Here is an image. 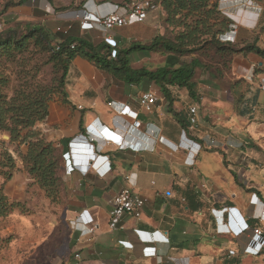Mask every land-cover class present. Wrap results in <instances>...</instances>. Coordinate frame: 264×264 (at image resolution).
I'll list each match as a JSON object with an SVG mask.
<instances>
[{"label": "crops", "instance_id": "obj_1", "mask_svg": "<svg viewBox=\"0 0 264 264\" xmlns=\"http://www.w3.org/2000/svg\"><path fill=\"white\" fill-rule=\"evenodd\" d=\"M130 1L49 0L55 14L48 19L58 26H72L73 38L114 50L149 45L165 34L166 14L159 6L144 23L108 33L97 24L83 30L76 18L84 11L97 17L111 11L124 14ZM215 1L232 21L222 41L242 46L256 42L264 49V0ZM32 9L22 12L33 16ZM108 37L114 41L108 42ZM130 59L133 69L154 71L165 66L167 55L137 50ZM219 68L196 70L195 99L188 89L170 86L174 99L170 109L155 84L128 85L82 57L74 60L66 100L52 101L49 117L37 125L47 142L69 154L74 167L67 174L65 162V218L73 230L69 249L81 258L65 260L71 264H264V244L252 242L254 228L260 227L264 238V59L254 52L239 53L228 71ZM214 69H218L215 77ZM150 91L157 93L158 102L146 111L139 97ZM127 106L138 113L139 128L133 127V118L122 114ZM192 106L198 114L194 129L189 122ZM104 159L111 167L108 173H103ZM34 186L38 197L47 199L44 190L37 183ZM14 188L15 192L23 188L22 182ZM126 188L148 203L140 218L126 216L122 228L113 232L109 228L113 200ZM84 210L98 226L94 237L89 227L75 223ZM149 250L155 253L148 256Z\"/></svg>", "mask_w": 264, "mask_h": 264}, {"label": "trees", "instance_id": "obj_2", "mask_svg": "<svg viewBox=\"0 0 264 264\" xmlns=\"http://www.w3.org/2000/svg\"><path fill=\"white\" fill-rule=\"evenodd\" d=\"M153 5L165 11V34L157 36L149 45L136 43L124 50H114L105 44L94 45L70 35L63 37L57 33L60 36H55L43 25L30 27L22 36L18 35L17 28L5 29L3 25L0 32V132L9 134L12 143L28 144V151L22 156L24 167L52 203L59 204L65 193V150L47 142L37 125L49 117L54 96L60 93L65 96L70 66L77 57L88 60L125 84L140 85L144 81L155 84L170 109L174 101L170 86L186 88L191 97L196 98L194 78L198 68L206 66L211 70L221 66L228 71L233 57L239 53L254 52L264 59V49L256 42L240 47L222 41V36L232 29V21L219 10L215 0H156ZM176 29L181 30L177 36L171 33ZM137 50L167 55L165 66L154 71L133 69L130 56ZM199 53L201 55H197ZM29 54L36 56L32 67L29 64L34 58L26 56ZM15 63H20L23 69L14 80L7 66ZM49 64H53L55 70L61 69V74L51 83H45L39 80V74L41 67ZM218 69L211 71L214 77ZM180 122L185 127L183 121ZM16 167L12 153L3 150L0 153V178L4 180L0 183V217H7L22 207L20 203L11 202L5 192V184L13 178Z\"/></svg>", "mask_w": 264, "mask_h": 264}, {"label": "rangeland", "instance_id": "obj_3", "mask_svg": "<svg viewBox=\"0 0 264 264\" xmlns=\"http://www.w3.org/2000/svg\"><path fill=\"white\" fill-rule=\"evenodd\" d=\"M21 1L0 0V23L5 29L17 28L18 35L22 36L30 27L43 25L55 36L60 34H57L56 30L58 25L48 19L52 14L45 10L47 7L50 8L49 0H26L24 3ZM25 8H33V16L31 14L26 16L22 12ZM180 31L176 29L171 33L177 36ZM237 46L242 45L237 44ZM34 54L26 55L34 58L29 64L30 67L36 64ZM186 59L188 61L190 58ZM214 60H216L215 56L212 61ZM7 67L14 80L16 74L23 69L20 63L9 64ZM60 74L61 69H53V64L42 66L39 80L51 83L54 78H59ZM68 77L64 88L65 96L61 93L57 94L52 101L67 98ZM3 150L12 153L17 161L13 178L5 184V192L11 202L20 203L22 207L15 209L7 217H0V264H62L65 259H72L73 252L69 249V243L73 230L68 219L65 218L66 193H63L59 204L52 203L49 198H39L34 186L37 182L27 173L22 159L28 151V144L12 143L9 134L0 132V153ZM18 182H22L23 188L15 192L14 186ZM0 183H4L3 178H0Z\"/></svg>", "mask_w": 264, "mask_h": 264}, {"label": "built area", "instance_id": "obj_4", "mask_svg": "<svg viewBox=\"0 0 264 264\" xmlns=\"http://www.w3.org/2000/svg\"><path fill=\"white\" fill-rule=\"evenodd\" d=\"M156 0H131L127 11L124 14H120L117 11H111L104 15L103 17H97L95 15L89 14L87 12H79L76 15L77 20L80 23V27L83 30H90L94 28V25L97 24L103 28V30L108 33L114 30L123 29L133 24L144 23L149 15V13L154 10L157 6H154L153 3ZM47 13L55 14L51 8L45 9ZM3 29V24L0 23V32ZM72 26L57 27V32L63 36H68ZM108 42L114 41L113 38L108 37ZM74 48V46H72ZM158 102L157 93L154 91L145 92L139 97L140 106L146 111H152L156 103ZM82 107H80L81 109ZM123 115H128L135 120L133 125L134 128H139L141 123L137 120L138 113L132 111L129 106L125 107L122 111ZM189 122L190 127L194 129L198 125V114L197 107L192 106L189 109ZM195 148L196 145L194 144ZM121 146V148H123ZM64 159L66 162V173L72 174L74 167L71 165V160L69 159V154H64ZM103 164V173H108L111 170L110 164L104 159ZM97 166V164H94ZM148 203V199L138 193H135L129 188L123 189L119 192L113 200V207L110 211V221L109 228L111 231L116 232L122 228L123 219L126 216H133L135 218H140L143 213V209ZM228 210V208H227ZM264 216V215H263ZM262 216V217H263ZM261 217V218H262ZM77 225H84L90 228V234L94 237L97 230V224L94 221V218L90 215L89 211L84 210L79 217L75 220ZM239 226V224H238ZM229 230V229H227ZM230 231V230H229ZM159 237L156 236V239ZM94 238H92L93 240ZM252 242L257 246H262L264 244L263 231L260 227L254 228ZM155 251H148V256ZM231 254H234L232 251ZM72 257L75 260H80L81 256L78 251H73ZM70 259V258H69ZM62 264H71L70 260H65ZM106 264V263H101Z\"/></svg>", "mask_w": 264, "mask_h": 264}]
</instances>
